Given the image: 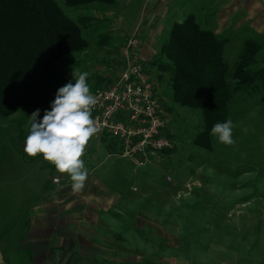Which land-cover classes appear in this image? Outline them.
Returning <instances> with one entry per match:
<instances>
[{
	"label": "rangeland",
	"instance_id": "374dc122",
	"mask_svg": "<svg viewBox=\"0 0 264 264\" xmlns=\"http://www.w3.org/2000/svg\"><path fill=\"white\" fill-rule=\"evenodd\" d=\"M58 1L66 12L77 15V9ZM94 13L103 25L84 30L89 49L66 60L59 71L72 78L74 73L88 72L92 94L105 86H98L97 78L114 67L131 34L121 0ZM103 32L113 35L108 46L98 42ZM162 33L151 57L142 58L144 62L158 55L169 29ZM257 40L264 43V38ZM237 45L234 38L225 50L231 66L240 54ZM152 70L156 86L166 89L168 75L160 81L158 69ZM260 98V93L236 96L231 146L213 136L211 150L195 145L201 111L172 102L173 111L166 118L175 148L158 152L150 162L135 164L93 137L82 157L88 179L74 201L77 208L89 205L88 216L96 226L84 229L67 217L64 223L70 227L59 237L35 238L43 250L32 253L33 264H264V105ZM37 109L40 121L47 110ZM37 109L25 108L0 118V234L11 232L1 240L6 263L0 260V264H32L26 252L17 250L28 216L24 209L39 204L49 178L58 186L71 184L70 177L58 173L42 155L31 158L24 153L20 136H27L29 117ZM15 223L20 226L12 227ZM82 254L90 259L82 261Z\"/></svg>",
	"mask_w": 264,
	"mask_h": 264
},
{
	"label": "trees",
	"instance_id": "16d2710c",
	"mask_svg": "<svg viewBox=\"0 0 264 264\" xmlns=\"http://www.w3.org/2000/svg\"><path fill=\"white\" fill-rule=\"evenodd\" d=\"M64 1L67 7L78 10L76 16L66 12L58 0H0V118L25 108L50 111L58 89L75 83L59 71L66 60L89 49L84 30L103 25L94 10L116 3ZM112 40L110 32L99 34L101 46L110 45ZM227 42L190 13L173 23L158 55L144 62L152 76V68L158 69L160 81L168 75L167 88H157L166 114L173 111L170 102L201 111L203 120L193 143L209 150L213 147L212 126L231 119L232 104L239 93H260L264 105V43L246 38L237 62L231 66L225 57ZM106 66L110 61L106 60ZM97 82L107 86L111 77L99 74ZM165 133L172 137L169 124ZM25 138L20 136L22 142ZM102 141L111 152L119 151L115 139L104 137Z\"/></svg>",
	"mask_w": 264,
	"mask_h": 264
},
{
	"label": "crops",
	"instance_id": "0c3cea01",
	"mask_svg": "<svg viewBox=\"0 0 264 264\" xmlns=\"http://www.w3.org/2000/svg\"><path fill=\"white\" fill-rule=\"evenodd\" d=\"M121 3L125 12L123 18L127 21L128 27L131 24V30L129 28L128 31L132 33L136 28H140L141 43L138 54L142 58L151 57L149 53L159 42V36L163 34V30H170L175 21L184 19L190 13L195 14L205 28L213 30L218 36L227 38L226 48L234 38L238 40L237 50H242L245 39L248 37L264 38V0H121ZM177 17L179 20L176 19ZM145 52L148 53L146 56ZM102 145L109 149L104 142ZM51 180L49 178L44 184L39 204L36 203L24 209L28 216L26 215L24 232L18 242L21 244L17 245V250L26 252V258L30 259L32 264L35 260L34 257L32 258V253L43 250V247L39 245L42 242H35V238L59 237L61 232H65V228L70 227L64 223L67 217L69 221L79 222L80 227L84 229L94 230L96 226V222L89 219L87 209L89 205L85 203L78 208L75 205L74 196L79 195V191H74L70 183L58 186ZM66 199H68L67 202H65ZM80 220L85 223H80ZM19 226L20 224L15 223L12 227ZM10 233L0 234V243L5 237H10ZM79 257L82 261L90 259L83 254ZM5 259L0 250V260L6 263Z\"/></svg>",
	"mask_w": 264,
	"mask_h": 264
},
{
	"label": "built area",
	"instance_id": "2783aa9c",
	"mask_svg": "<svg viewBox=\"0 0 264 264\" xmlns=\"http://www.w3.org/2000/svg\"><path fill=\"white\" fill-rule=\"evenodd\" d=\"M140 28L120 48L118 60L109 71L111 83L95 90L92 116L100 131L94 136L117 141V155L135 164L150 162L158 152L172 150L175 143L165 133L166 110L156 81L138 54ZM170 179V177H168ZM60 183V177H53Z\"/></svg>",
	"mask_w": 264,
	"mask_h": 264
},
{
	"label": "clouds",
	"instance_id": "9594fccd",
	"mask_svg": "<svg viewBox=\"0 0 264 264\" xmlns=\"http://www.w3.org/2000/svg\"><path fill=\"white\" fill-rule=\"evenodd\" d=\"M88 72L73 74L75 83L58 89L51 110L37 121L39 109L29 117V132L24 141V153L35 158L42 155L60 174H67L74 191H81L88 179L82 157L90 140L100 131L92 116L97 98L87 82ZM210 135L226 146L234 144L231 119L216 123Z\"/></svg>",
	"mask_w": 264,
	"mask_h": 264
}]
</instances>
